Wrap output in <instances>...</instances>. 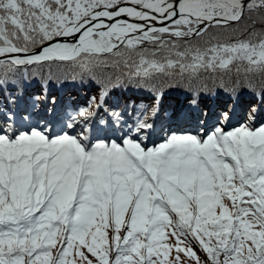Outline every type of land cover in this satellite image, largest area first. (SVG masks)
Wrapping results in <instances>:
<instances>
[{"label":"snow or ice","instance_id":"1","mask_svg":"<svg viewBox=\"0 0 264 264\" xmlns=\"http://www.w3.org/2000/svg\"><path fill=\"white\" fill-rule=\"evenodd\" d=\"M216 76L264 79V0H0V264H264V90L162 106Z\"/></svg>","mask_w":264,"mask_h":264},{"label":"trees","instance_id":"2","mask_svg":"<svg viewBox=\"0 0 264 264\" xmlns=\"http://www.w3.org/2000/svg\"><path fill=\"white\" fill-rule=\"evenodd\" d=\"M120 71V69H113L107 73H98L99 80L96 83H91L85 77L84 83L87 86L84 87L79 86V76L75 73L70 74L68 69H53L51 75L45 70L43 77L38 75L36 78L45 80V82L50 79L52 81L49 85L51 93H54L58 98L63 97L65 101L84 104L89 97L98 95L101 82L105 81L106 77L119 75ZM65 80H67V84L63 83ZM117 83H122L123 87L114 93V98H118L122 104L135 102L136 104L151 105L154 103L153 93L150 90H140L136 85L124 83L122 80ZM160 84L163 86L164 91L162 106L169 109L184 103L189 90L199 87L201 84H206L207 88L211 89L213 93H217L220 102L226 101L228 93L233 90L244 93L245 101L253 99V92L259 94L264 90V79L259 77L250 79L244 76L205 77L202 81L196 82L173 78L162 80ZM35 91H40L38 85Z\"/></svg>","mask_w":264,"mask_h":264}]
</instances>
